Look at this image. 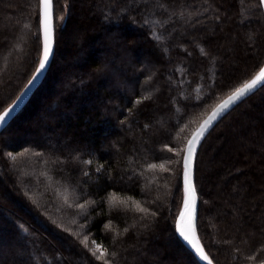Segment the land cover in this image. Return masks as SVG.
<instances>
[{
    "label": "trees",
    "instance_id": "trees-1",
    "mask_svg": "<svg viewBox=\"0 0 264 264\" xmlns=\"http://www.w3.org/2000/svg\"><path fill=\"white\" fill-rule=\"evenodd\" d=\"M84 1L53 0L55 50L42 86L50 72L62 70L55 66L57 58L75 52L66 48V39L79 15L86 21L83 40L93 48L83 53V63L70 66L65 97L40 102L38 108L44 106L56 118L44 131L35 126L38 134L32 129V138L8 148L0 136V262L104 264L92 255L94 246H100L111 264H184L177 252L188 256L190 264H200L175 229L185 198L187 141L219 103L264 66L260 0ZM95 24L98 33L90 34L87 29ZM251 26L258 35V62L250 55L237 56L240 65L231 76L224 45L250 50L245 34ZM0 34L3 112L31 81L43 55L41 0H0ZM96 38L99 48H94ZM76 72L81 73L78 80ZM69 98L74 108L63 105ZM261 99L264 87L226 114L197 154L198 232L214 264H243L264 253V234L250 227L245 216L257 193L251 186L255 173L264 167ZM62 114L67 115L66 126ZM67 135L72 141L63 147ZM218 135L223 142L215 175L234 164L251 165L237 174L239 190H227L229 209L212 215L217 204L208 207L203 165ZM178 139L180 159L171 172L169 149L177 147ZM260 177L264 182V171ZM212 216L220 249L208 228ZM162 235L165 243L157 241Z\"/></svg>",
    "mask_w": 264,
    "mask_h": 264
},
{
    "label": "rangeland",
    "instance_id": "rangeland-1",
    "mask_svg": "<svg viewBox=\"0 0 264 264\" xmlns=\"http://www.w3.org/2000/svg\"><path fill=\"white\" fill-rule=\"evenodd\" d=\"M180 2L183 0H179ZM80 2H85L84 0H80ZM242 4L241 0H238V4ZM81 6V5H80ZM254 10V8H253ZM67 11H64L63 13L59 14V23L63 21V18H65V14ZM191 18V17H190ZM74 20H77V27L81 25V30L77 29L76 26H73L72 28H69L67 30V39H66V48L67 49H75V52L72 53H66L63 56H59L56 60L55 66H59L62 70H53L54 68L51 69L52 72H50L49 75V82L48 84L44 86H40V88L37 90V92L34 94L32 98V102L27 105V107L23 110V112L9 125V127L1 134L3 137V142L6 145L5 148H8L7 146H13L17 145L18 142H22L23 140L30 139L32 138L31 132H33L32 129H35L34 134H38L35 126H40L41 129H44L47 127L48 123H50L53 119L56 118V115L52 112L46 113V110H44V106H41L39 109L38 106L40 102L42 101V104H45L47 98L49 97H54L55 99L58 98H64L65 95L68 93L69 86L68 83L72 81V78L68 76V70H70V66L72 64H81L84 62V52L90 51L93 48L88 46L85 41L83 40V31L86 30L84 29L86 26L85 25V19L82 15H79L77 18H74ZM81 23V24H80ZM94 24V23H92ZM83 27V29H82ZM88 27V26H87ZM83 30V31H82ZM87 31L90 34H96L98 33V30L96 29V24L93 27V25L87 29ZM43 32V28H42ZM2 34H0V41L3 40ZM211 36L215 37V31L212 32ZM245 37L248 39V47H250V50H246L245 48L241 47L240 49H235V47H231L230 44H225L224 45V50H227V57L230 59L229 63L226 65V68L228 72L230 73L231 76L235 75L236 71L235 69L238 68L240 65V61L237 59L238 57H246V56H252L253 60L252 62H258V54H259V49L257 48V32L256 29H254L253 26L249 27L247 34H245ZM100 38V36H99ZM23 39L21 40V42ZM139 41V40H138ZM97 38L94 40V48H99L101 47V43H97ZM73 43V45H72ZM92 46V45H91ZM252 47V48H251ZM232 48V49H231ZM146 53H148V50H146ZM240 57V58H241ZM99 59L101 61L104 60L103 56H100ZM133 60H136L135 58ZM252 63V64H253ZM145 69H149V66L144 65ZM76 77L77 80L80 78L79 76L81 75L80 72H76ZM262 89V88H261ZM259 91V90H258ZM72 103V105H69ZM257 104H264V99H261L257 101ZM65 108L73 107V100L70 98L66 101ZM88 109L91 108L89 104L86 105ZM74 108V107H73ZM76 108V107H75ZM43 109V110H41ZM60 119L62 120V125L66 126L68 124V119L67 115H61ZM76 125V122H74ZM29 130V131H27ZM187 130V128H186ZM5 134V135H4ZM31 134V135H30ZM0 135V136H1ZM4 135V136H3ZM53 136H56V133L52 134ZM219 136V135H218ZM44 141L47 142L48 144H52V142L49 141L48 136H43ZM58 139L60 138L59 135L56 136ZM63 147H66L69 145V143L72 141V135H67V137L63 138ZM223 142V136H219L216 140L213 141L212 146H211V152H210V157L207 159L206 163L203 165V177H204V185L206 187V192L210 193V202L208 204V207L213 206V203L215 202L217 204V208H215L212 212V215L215 214H221L225 210L227 211L229 209L228 204H226L228 200V193L227 190H239V182H240V177L237 176L238 172L240 170H248L250 167L251 163H239V164H234V166H231L230 168L224 169L221 173L218 175H215V167L220 163V155H222L220 152L218 153V149ZM177 147L171 149V154L173 157V161L169 163V168L171 172L174 170V166L177 163V158L178 160L180 159V149H179V139L178 142L176 143ZM7 156H12L9 155V152H4ZM213 154V155H212ZM219 154V155H218ZM176 158V160H175ZM14 159V158H13ZM219 160V162H218ZM248 160V159H247ZM171 166V167H170ZM255 169V168H254ZM262 169V170H260ZM259 173H255L256 175H260L262 171H264L263 168H257ZM255 172L256 169H255ZM254 177L251 186L255 187L257 189V193L253 194L251 196L250 203L248 205V210L246 213V218L248 221H250V227H256L257 230L264 234V182H262V177L258 178ZM249 178V177H248ZM210 179V181L208 180ZM208 180V181H207ZM199 197V196H198ZM232 212V211H231ZM233 213V212H232ZM236 218H238L239 214L235 212V215L233 214ZM207 218L208 221V228L209 231L211 232V238L213 241V245L215 248H221V242L217 239L215 229L216 227L212 225L211 218ZM219 221V220H218ZM217 224V223H216ZM44 231L43 228H41ZM199 233V232H198ZM166 235L160 236V238L157 239V241H163L165 243L167 240L165 238ZM169 240L171 239L170 236H168ZM200 238V236H199ZM55 239V238H54ZM57 240V239H56ZM201 240V239H200ZM57 242L60 243V241L57 240ZM96 252V257L100 256L101 252H103L102 248L100 246H94ZM12 252L13 249H10ZM162 255L160 254V257ZM177 258L183 261L184 264H188L190 259L188 256L183 255L180 252H177ZM264 258V253L260 252L259 254H254L251 255L249 258L247 257L245 260H243V264H259V261ZM171 259V258H170ZM237 260L236 258L234 261ZM240 260V259H238ZM168 264H172L171 260H166ZM258 261V262H257ZM239 262V261H238ZM6 264L8 263L7 260H3L0 262V264ZM189 263V264H190Z\"/></svg>",
    "mask_w": 264,
    "mask_h": 264
},
{
    "label": "snow or ice",
    "instance_id": "snow-or-ice-1",
    "mask_svg": "<svg viewBox=\"0 0 264 264\" xmlns=\"http://www.w3.org/2000/svg\"><path fill=\"white\" fill-rule=\"evenodd\" d=\"M260 4L264 5V0H260ZM42 7V26H43V55L39 59V66L36 68V73L39 74L42 70L45 69L50 54L52 51L53 45V34H52V17H51V2L50 0H41ZM33 79H36V76H33ZM32 81H29L31 83ZM264 82V67L259 69V72L250 80L245 81L239 87L235 88L221 103H219L212 112L195 130L192 131L191 137L187 141L186 146V156L184 161V204L183 209L180 211L178 217L175 219V229L179 233L183 240L186 241L192 249L199 255L203 260L208 261V264H212V261L205 254L204 249L202 248L195 232L194 219H195V189L192 186L189 179V166L195 155V149L208 128L213 124V122L231 105L236 101L244 97L248 92H250L255 86ZM19 99V97L17 98ZM140 103V101H137ZM13 109L11 107L6 108L3 112H0V123H3L11 113ZM171 151V149H169ZM11 155V153H9ZM85 163H91L90 161H85ZM150 168H154L155 165H149ZM87 175V173H85ZM83 207V205H80ZM145 211V209H141ZM93 256H96V252L92 253ZM114 256L115 253H112ZM97 259H103L104 264H111L108 259L107 250L101 252L100 256H97ZM259 264H264V259L259 261Z\"/></svg>",
    "mask_w": 264,
    "mask_h": 264
},
{
    "label": "water",
    "instance_id": "water-1",
    "mask_svg": "<svg viewBox=\"0 0 264 264\" xmlns=\"http://www.w3.org/2000/svg\"><path fill=\"white\" fill-rule=\"evenodd\" d=\"M51 2V17H52V34H53V45H52V51L50 54L49 61L45 67L44 70H42L41 73L37 74L35 73L34 76H36V79H31V83H28V85L25 87V89L22 91V93L19 96V99H16L9 107H11L13 110L11 111L10 115L6 117L5 121L3 123H0V135L9 127V125L23 112V110L27 107V105L30 103L32 100L34 94L37 92V90L40 88V86L43 84L45 77L50 69L53 57H54V50H55V33H54V13H53V0H50ZM263 13H264V5H262ZM43 19L42 16V7H41V21ZM43 28V26H42ZM264 67V66H263ZM262 87H264V82L258 83L255 88H253L250 92H248L244 97H242L240 100L236 101L233 105H231L226 111H224L214 122L213 124L208 128V130L204 133V135L201 137L196 149H195V155L193 157V160L189 166V179L192 184V186L195 189V219H194V226H195V232L196 236L204 249L201 240L199 238V233H198V211H199V197L198 193L196 190V185H195V169H196V158L197 154L200 148V145L202 144L203 140L205 137L208 135V133L212 130V128L226 115L228 114L231 110H233L236 106L241 104L243 101L248 99L250 96H252L254 93H256L258 90H260ZM8 107V108H9ZM207 119V118H206ZM185 156H186V151H185ZM185 161V157H184ZM185 170V169H184ZM184 204V203H183ZM183 209V207H182ZM181 209V210H182ZM178 239L181 241V243L188 249L189 252H191L194 257L197 259V261L200 264H208V261L203 260L199 257V255L195 252L194 249L191 248V246L183 240V237L179 235V233L176 231ZM205 254L209 257L207 252L204 249ZM211 260V258L209 257ZM212 261V260H211ZM212 264L213 261H212Z\"/></svg>",
    "mask_w": 264,
    "mask_h": 264
}]
</instances>
